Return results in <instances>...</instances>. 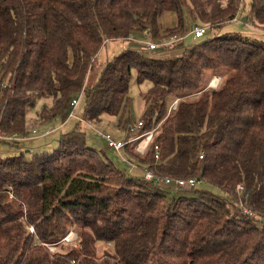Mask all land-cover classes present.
Instances as JSON below:
<instances>
[{
	"label": "trees",
	"instance_id": "1",
	"mask_svg": "<svg viewBox=\"0 0 264 264\" xmlns=\"http://www.w3.org/2000/svg\"><path fill=\"white\" fill-rule=\"evenodd\" d=\"M243 1L0 0V140L27 147L33 138L2 137L65 119L72 100L85 96L84 121L61 133L56 148L0 155V264H264V40L219 33L240 20ZM166 12L177 24L160 34ZM249 19L264 28V0H251ZM197 21L207 26L200 42L167 48L179 55L123 46L97 64L106 42L130 41L147 28L163 41ZM134 70L138 83L152 84L138 129L130 118ZM215 73L221 84L205 89ZM194 93L169 111L170 97ZM105 115L125 132L120 150L107 145L124 150L126 163L201 177L228 197L206 189L174 196L144 172L138 178L120 169L88 143L84 123L100 125ZM151 131L145 153L137 151L130 139ZM239 183L254 215L229 198ZM9 187L24 210L9 200ZM71 229L78 238L67 246Z\"/></svg>",
	"mask_w": 264,
	"mask_h": 264
},
{
	"label": "rangeland",
	"instance_id": "2",
	"mask_svg": "<svg viewBox=\"0 0 264 264\" xmlns=\"http://www.w3.org/2000/svg\"><path fill=\"white\" fill-rule=\"evenodd\" d=\"M250 2H251V0H244L242 2L240 20L231 21V22H228L227 24L223 25L219 29V33L242 32L243 34H247V35L257 37L259 39L264 40V28L258 26L257 24L253 25L250 22V19H249ZM245 21H249L250 25H246L244 23ZM176 24H177V16L174 12L164 13L159 18V27L161 30L160 34H164L166 32V30L174 27ZM195 24L203 25L202 22L197 21L196 23H194L192 25L191 29L193 28V26ZM190 30L188 32H186L185 34L189 33ZM210 35H212V32L210 29H208V33H207L206 37H208ZM136 37L139 40H142L143 35H142V33L139 32V33H137ZM152 40L154 42H160V40H158L156 38H152ZM201 40H202V38L194 39L193 36L188 35L185 39V45L191 46L192 44L198 43ZM136 44L137 43H134V41H110V42H106L104 44V46L102 47V49L100 50L98 56H97V64L103 63L105 60H107V58H110L111 56H113L114 53L119 51L123 46H130L133 49L141 50L140 45L137 46L138 44L137 45ZM143 51L147 52L145 50V48ZM180 53H181V51L178 49H173V50L172 49H169V50L166 49L164 51H161L160 55H162L161 57H167V56H176V55H179ZM152 55H154L156 57H160V56H158L159 55L158 53H155ZM214 75H218L221 77V81H220L219 85L221 84V82L223 80L221 74L215 73L209 77L208 82L205 86V89H216V88H209V85H210L209 82L212 80ZM151 85H152L151 81H148V80H146L142 83H138L137 82V73L135 70L133 71L132 80H131V83L129 86V95L131 98V104H130L131 123H137L141 119L142 113L144 112L145 107H146L144 95L146 94V92L148 91V89L150 88ZM195 94H197V93L187 95V96H182V97L179 96L177 98L176 97H170L168 100V103L171 104V102L173 100L175 101L178 98L181 100L182 98L193 97ZM76 97H79V95H77ZM42 102H43V100L37 104L36 109L32 110L29 113V116L33 117L36 114V111L40 108ZM84 110H85V96L82 95L79 99V102H78L76 108L74 109L75 117H72L71 119L70 118L67 119L65 117V119H58L56 121L49 123L48 125L40 127L42 130L47 129V128H52L51 129L52 133L48 136L43 135V136H47L44 138H39L40 136H42V134L38 135L37 137H34L32 140L27 141L26 142L27 147L22 148V149L20 147L13 146L9 142H5V141L0 140V155L4 156V157L15 156V155L20 154L22 151H24V149L26 151L31 150L30 153L43 152L45 150H47V151L53 150L54 148H56L59 145V138H60L61 133L67 132V131H70L71 129H73L75 124L79 121V118L83 117ZM169 111H171V107H169ZM107 116L108 115H105V117L103 118V121L100 123V125L94 126L91 124L88 125V124L84 123L85 129L88 133L89 145H91V146H93V147H95L101 151L105 150L109 154V157L116 163V165L120 169L128 172L132 176L141 178L143 176L142 169L139 168L138 166H136V168H133L132 165H130L129 163H126L123 160V157L128 158L125 151L122 150L121 153H118L113 148H109L106 141L101 136L102 132H103V133L111 134L115 140H120V139L125 138V132L119 128L118 120L114 117H111V116L107 117ZM134 164H136V163L134 162ZM138 170L142 171V174ZM202 189L209 190L212 193H215L219 196H224V198L228 197V194L223 189H221L220 187H218L214 184L208 183V182H203V183L199 184L197 186V188H195V189H187V188L177 187L176 189H173V190H175V192H171V195L194 197V196L198 195L197 190H202ZM231 195L229 196V198L232 201ZM9 200L14 203L16 210H20V211L24 210L23 205L22 206L18 205L21 202H19L15 198V196H13V198H11L9 196ZM232 203H233V201H232ZM70 232H74L77 235V232L75 230L71 229L69 231V233ZM76 241H77V239H75L74 241H71V242H66V241H64V242L66 243L65 245L69 246V245H73V243H75ZM100 254H102V249H100Z\"/></svg>",
	"mask_w": 264,
	"mask_h": 264
},
{
	"label": "built area",
	"instance_id": "3",
	"mask_svg": "<svg viewBox=\"0 0 264 264\" xmlns=\"http://www.w3.org/2000/svg\"><path fill=\"white\" fill-rule=\"evenodd\" d=\"M239 20V17L236 16L234 17V21H238ZM246 25H250V23H248L247 21L244 22ZM206 30H207V26H203V25H198V24H195L193 26V28L190 30V32L186 35H173V36H170V37H167L165 40L163 41H160V42H154L151 38V32H150V29L147 28L145 29L143 32H142V35H143V38L142 40H139L137 37H136V34H133L129 37L130 41H134V42H138L142 45V49L145 50L148 52V53H151V54H155V53H158L159 55L158 56H162L160 55L161 51H164L166 50L168 47L174 45L175 43L185 39L188 35L190 36H193L194 39H197L199 37H202L205 33H206ZM221 81V77L218 76V75H214L212 80L209 82V88H217L219 86V83ZM82 95V92L79 94V97H75L72 102H71V110L70 112L68 113L67 115V118H72V117H75V114H74V109L76 108L78 102H79V99ZM178 101L179 99H176L173 104L171 105V109L175 108L178 104ZM81 121H84L83 117L82 118H79ZM1 120H2V115L0 113V123H1ZM142 124V121H138L137 123H131V127L132 129H138ZM50 133V131H45V132H42L40 133L38 131V129H34L32 131V134H26V135H19V134H14V135H11V136H8V137H2V138H5L7 140H28V139H31V138H34L35 136L34 135H40L42 134L43 135H48ZM102 136L105 138V140L107 141V144L110 146V147H114L116 150H120L124 145H125V141H122V140H115L111 134L109 133H103L102 132ZM148 137L150 136L148 142L145 144V146L143 148H141V144L142 142L144 141V138L145 137ZM151 136H152V131L149 132V133H146L144 135H138L132 139H130V141H136V144H135V149L141 153H145L148 145H149V142L151 140ZM158 154H159V150H157V155L156 157H158ZM201 158H203V154L200 155ZM137 165L136 164H132V167H136ZM143 172H144V177L145 179L149 180V181H152L158 185H161V186H168V187H173L174 189H176L177 187L179 188H187V189H195L197 188V186L203 182H206L203 178L201 177H188V178H182V177H172V176H168V175H163V174H160V173H157L155 172L154 170L152 169H149V168H144L143 169ZM244 185L242 183H239L237 186H236V189L234 191V193H232V201H233V204L235 205V207L238 209V211L240 213H243V214H248V215H254L255 214V211L253 209H251L250 207H248L245 203H244V199H243V192H244ZM10 189V192H9V196L11 198H13V193L11 191V187H9ZM31 231H33V227L30 228ZM78 236L76 235V233L74 232H70L68 233L62 240L63 241H66V242H71V241H74L75 239H77ZM46 244V243H45ZM49 246L50 250L51 251H55L56 250V246L54 245H49V244H46Z\"/></svg>",
	"mask_w": 264,
	"mask_h": 264
},
{
	"label": "crops",
	"instance_id": "4",
	"mask_svg": "<svg viewBox=\"0 0 264 264\" xmlns=\"http://www.w3.org/2000/svg\"><path fill=\"white\" fill-rule=\"evenodd\" d=\"M136 35H137V34H136ZM134 43H137V44H138V45L136 44L137 46L140 45V47H141V49H142V45H141L140 43H138V42H134ZM48 124H49V123H48ZM48 124H46V125H48ZM44 126H45V125H44ZM51 129H52V128H47V129L42 130V129L40 128V129H38V131H39L40 133H42V131H43V132H45V131H50V132H52ZM47 136H48V135H47ZM47 136H40L39 138H44V137H47ZM120 140H122V139H120ZM30 151H31V150H27V152H30ZM135 168H136V167H135ZM138 171H139V170H138ZM139 172L142 174V171H139Z\"/></svg>",
	"mask_w": 264,
	"mask_h": 264
},
{
	"label": "bare ground",
	"instance_id": "5",
	"mask_svg": "<svg viewBox=\"0 0 264 264\" xmlns=\"http://www.w3.org/2000/svg\"><path fill=\"white\" fill-rule=\"evenodd\" d=\"M149 137H150V136H148V137L146 136V137L144 138V141L142 142V144H141V146H140L141 148H143V147L145 146V144L148 142V140L150 139Z\"/></svg>",
	"mask_w": 264,
	"mask_h": 264
}]
</instances>
